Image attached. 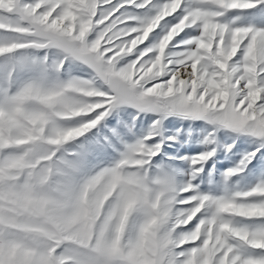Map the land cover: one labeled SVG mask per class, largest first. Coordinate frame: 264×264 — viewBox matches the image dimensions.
I'll return each mask as SVG.
<instances>
[{
  "label": "snow or ice",
  "instance_id": "snow-or-ice-1",
  "mask_svg": "<svg viewBox=\"0 0 264 264\" xmlns=\"http://www.w3.org/2000/svg\"><path fill=\"white\" fill-rule=\"evenodd\" d=\"M0 264H264V0H0Z\"/></svg>",
  "mask_w": 264,
  "mask_h": 264
}]
</instances>
